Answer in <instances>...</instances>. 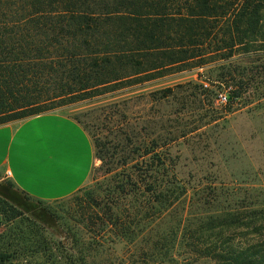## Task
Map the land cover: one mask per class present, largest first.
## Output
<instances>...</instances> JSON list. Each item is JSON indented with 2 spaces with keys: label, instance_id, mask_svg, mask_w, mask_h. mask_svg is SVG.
Wrapping results in <instances>:
<instances>
[{
  "label": "trees",
  "instance_id": "trees-1",
  "mask_svg": "<svg viewBox=\"0 0 264 264\" xmlns=\"http://www.w3.org/2000/svg\"><path fill=\"white\" fill-rule=\"evenodd\" d=\"M262 57L264 0H0V126L199 70L208 84L196 86L198 97L216 85L230 108L249 96L255 74L264 70L255 64ZM173 95L166 88L151 97L161 102ZM123 135L115 146L116 180L96 198L88 195L82 213L83 222L94 220L97 257L104 243L153 225L155 264L197 263L179 262V248L211 264H264L262 190L223 196L200 180L180 178L166 143L147 145L134 128ZM90 136L100 170L106 146ZM0 190V227L13 222L0 233V264H88L84 247L79 258L69 249L58 262L35 224ZM240 229L245 240L235 246ZM38 256L43 260H33Z\"/></svg>",
  "mask_w": 264,
  "mask_h": 264
},
{
  "label": "rangeland",
  "instance_id": "rangeland-1",
  "mask_svg": "<svg viewBox=\"0 0 264 264\" xmlns=\"http://www.w3.org/2000/svg\"><path fill=\"white\" fill-rule=\"evenodd\" d=\"M255 64L263 67L264 57ZM259 70L249 96L230 108L216 103L214 94L224 93L216 85L209 86V93L204 98L198 97L196 86L208 84L204 76L198 77L202 74L200 70L174 73L93 100L57 107L47 113H60L71 118L90 139L93 135L105 143L106 166L98 170L101 162L95 157L96 165L87 184L58 201L26 198L12 184L9 188L6 181L0 183L2 191L9 194L8 199L22 212L23 218L35 224L36 232L53 248L58 262H62V256L69 249L73 250V258H79L78 251L84 247L88 249L82 251H86L88 264L97 260L104 264H155L157 250L153 225L145 231L136 229L131 238L113 239L116 244L111 239L98 249L100 255L97 257V249L90 239L95 236L92 233L94 220L82 221L88 195L96 198L100 190H105L116 180L114 174L121 169H117L116 158L120 147L118 145L117 150L115 146L132 128L137 130L138 139L147 145L156 139H159V145L166 143L169 153L177 157L176 170L180 178L193 182L200 180L202 186L215 188L223 196L228 194L234 199L246 197L249 193L252 195L255 190H262L264 195V70ZM179 85L184 88L176 89ZM166 88L174 90V95L165 101H154L151 94ZM107 169L115 171L106 174ZM189 176L194 178L189 179ZM12 223H4L0 233L11 228ZM243 231L237 230L232 236L235 246L243 245L245 239L239 234ZM186 252L184 248L175 250L179 262L188 258L196 261L195 264H211ZM33 260L43 259L38 256Z\"/></svg>",
  "mask_w": 264,
  "mask_h": 264
},
{
  "label": "crops",
  "instance_id": "crops-1",
  "mask_svg": "<svg viewBox=\"0 0 264 264\" xmlns=\"http://www.w3.org/2000/svg\"><path fill=\"white\" fill-rule=\"evenodd\" d=\"M96 165L85 130L60 113L0 126V183L31 199L53 202L83 188Z\"/></svg>",
  "mask_w": 264,
  "mask_h": 264
},
{
  "label": "built area",
  "instance_id": "built-area-1",
  "mask_svg": "<svg viewBox=\"0 0 264 264\" xmlns=\"http://www.w3.org/2000/svg\"><path fill=\"white\" fill-rule=\"evenodd\" d=\"M203 86L206 88L207 84H203ZM216 103L220 105H226V96L224 94L218 93Z\"/></svg>",
  "mask_w": 264,
  "mask_h": 264
}]
</instances>
